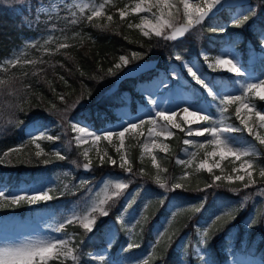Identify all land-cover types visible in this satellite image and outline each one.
Wrapping results in <instances>:
<instances>
[{"label":"rangeland","instance_id":"rangeland-1","mask_svg":"<svg viewBox=\"0 0 264 264\" xmlns=\"http://www.w3.org/2000/svg\"><path fill=\"white\" fill-rule=\"evenodd\" d=\"M4 1L7 2L9 6L22 11L25 21L30 24L32 28V32L14 47L12 52L7 55L3 61L6 58L13 57L14 54L30 42L39 41L40 43H43L49 35L54 38V42L51 45H48V47L53 50L56 47V44L61 42L62 38L67 36L69 32L74 34L76 30L80 29L79 26L68 23V20H70L71 17L66 10H61L58 15H41L39 19H36V9L38 6H50L54 2L61 3V0H3V2ZM71 2L72 0H63V3ZM85 2L99 3L100 0H85ZM133 2L134 0H125L121 6H117L119 8L116 7V3L114 7L109 5L106 8V13L112 15L115 10L118 11V9L123 8L125 5H130ZM243 2L244 1H242V3ZM258 7L259 3L258 0H256L250 2V5L247 7H239L238 10L232 8L228 9V22L215 19L207 20L209 25L222 26L226 29L230 26L229 24L230 22L232 23L234 17L239 16L241 13L248 12L251 8L255 15H252L242 26H246L247 30L251 31L253 36L255 35V43L250 39L245 38V35L239 28H237L238 31L233 30L235 31L233 33L232 30H226L222 33L224 41L220 43L216 52L210 54L205 48L200 47V41L205 37L201 33L203 29L202 25L197 26V28L187 34L189 35V39L192 37V43H195V45L187 48L188 54L180 56L183 57L184 61L198 63V66L204 71L207 79L215 77V83L217 85H228L227 88H220L222 92L226 91L238 94L241 82L264 79V48H262L260 44V33L261 31H264V8L258 9ZM148 15V13L137 15L135 23H139L140 16ZM61 29H64V31L62 32ZM209 36L213 39L216 38L212 33ZM26 51L28 55L24 58L38 59L44 56L43 49L38 50L28 48ZM132 52L134 51H131L128 54H122L128 56L131 62L127 66L118 69L119 72L114 74L113 80L110 83V88L108 89L109 92H111L117 85V74L121 73L127 67L141 62L139 59H131ZM202 52H207L210 57L225 52L229 55L235 56L237 61L241 64L245 75L242 77H235L233 74L227 73L223 70L212 72L207 69L201 56ZM176 55L177 53L171 58L160 60L158 63L159 65L156 68L157 72L151 78L147 80L138 78L128 80L132 85V90H138L141 92L142 97L133 96L128 91L129 89H123L120 91V95L118 96L120 103L113 107L115 116L112 120L107 122L105 128L94 129L80 116L70 114L69 110H64L60 115L62 120L59 121H56L53 118L32 119L24 128L26 134L25 139L20 144L8 147L0 152V154H2L13 147H19L21 144H25L26 147L21 155L29 156L32 153L35 154L37 151L36 147L27 143L29 140V134L36 132L41 128H46L49 135L58 136L60 139L57 141H38V143L41 144L44 152H50V154H52L59 151L60 154L65 157L63 161H54V165L51 166L46 165L31 171L27 169L25 178L15 187L0 185V189L10 196L26 193L35 194L39 191H48L51 189L49 194L54 197L47 202H40L34 205L25 204L28 210L24 215L15 211L13 208H10L13 210L7 211H3L0 208V247L17 246L29 241L50 240L53 238L60 239L69 236L74 240L73 235L75 234V230L73 228L70 229L68 224H66L67 217L71 215L73 210L82 213L87 198L94 196L99 192L106 181H115L118 179L128 182L129 187L125 190V197H121L118 202H115V207L112 206L113 202L109 203L108 207H110V210L114 208V211L113 216L110 215V218L106 223V232L109 230L115 232V239L111 246H113V244L117 245L115 249L112 250L111 247H108L106 241L105 245L89 251V264H99L98 257L101 254L104 255L105 264H138V262L147 258L152 252L157 232H165V236L161 244L155 246L156 256L149 261V264H165L164 259L161 260L157 257L166 253L168 249H170V251L172 250L168 258L169 264H205V261L209 262V264H264V251L260 248L259 244L263 234L262 232L252 230V227L246 226L250 218L258 220L261 217V212L264 208V195L259 194L260 190L264 189V180L259 176L258 170L254 172L253 178L256 181L254 186L247 189H244L243 186H241V188L237 189L238 191H233V194L230 196L214 194L208 198L205 193L198 192L203 191V188L193 190L195 192L185 193L184 191H189L186 187L174 191H166L165 189L160 188L152 178L150 180L153 184L144 181L139 182L136 179V176L143 177L140 174L141 170L145 172L148 171L145 170V167H140L138 170L134 169L132 163L131 173H127L121 169L119 167L120 154L115 151L114 147L115 145H118L119 142L115 139L113 140L112 145H109L107 141H101L97 146L93 147L91 142H89L78 148L75 144V133H73L71 129V123H77L97 134H103L108 130L119 129L122 123H126L129 120H137L138 118L147 119L152 117L154 116L156 109L162 111L175 109L179 111L177 105L180 103L181 97H187L191 94V86L186 83V81H190L191 78L187 76L186 69L183 68L181 61L175 59ZM142 58L144 59L143 55ZM117 62L118 60L115 63ZM7 72H10V70ZM221 77H224L225 79L222 81ZM192 84L194 85V82H192ZM153 101L155 104L152 103ZM254 102L257 104L258 108L264 110V103L260 105L258 99ZM209 111L215 115V106L213 105ZM234 111L235 106H232L228 113V123L239 126V121L236 120ZM201 127H204V125H193V128ZM147 128L148 125H145L143 129L145 136L135 139L131 136L126 138L124 151L127 152L130 161L134 145L138 146V153L136 156L138 160L141 161V145L147 135ZM172 131L173 133H176L179 130L172 129ZM261 131L264 132V130ZM182 133L184 134L181 140L182 146L177 152H171L172 146L168 140L163 141L168 145L167 153L154 150L158 162L163 168L167 169V171L161 173V175L168 180L169 187L175 182L182 183L183 185L187 184L192 177V174L198 173L194 171L196 164H198L201 159H204L206 151H210V148L201 150L193 167L189 168L183 165L184 171L182 173L169 177L167 175L169 174V171L166 159L170 154L171 156L169 159L173 163H176L177 159L183 161L188 160L189 153L196 151L191 145L184 144L185 139L193 141L194 143H206L207 139H209L207 136L189 137L186 136L184 132ZM230 139H232L233 143L238 147L245 146L248 142L254 144L257 143L252 137L248 136L246 132L230 135ZM47 144L48 147L46 148ZM85 148L92 149L89 153L90 158L92 159V168L90 171L83 169L85 161L80 153ZM257 148L263 152L262 146L257 144ZM97 149H99L100 154L107 151L108 154L117 161V164L112 166L107 162V158H105V163L103 165L107 164L106 168L102 172H96L95 168L102 167L100 166ZM15 158L16 154H13L8 158L10 163L6 160L5 163H0V168L10 166L14 161L16 163ZM212 159L213 158H209V161L211 162ZM214 159L218 161L219 157ZM145 160H148V163L151 165V160L148 155L144 156L143 162H146ZM73 161H75V163H73ZM259 163L264 164V157L259 159ZM234 166L238 167L239 161L233 164L230 158H226L221 162V168L224 170L223 173L221 172V169L214 168L211 173L212 180L216 175L235 176L236 173L232 172ZM151 169L152 171L150 174L152 177L155 175L156 169H154L152 165ZM185 174L187 175V179L180 180V177ZM239 174L244 173L241 172ZM224 182L226 181L222 180L218 183L221 184ZM246 182L247 179L245 180V183ZM65 185H68V187L65 188ZM133 194H136V202L131 208L127 209L125 217L126 220L133 225V231L135 233L134 236L130 237L129 233L116 222V216L121 212V209L126 206L128 202L126 197ZM245 195H249L251 199L241 210L239 208V202ZM161 200L163 203H161ZM146 205L147 208L145 210ZM204 206L207 207L204 208ZM225 206H230L235 209L233 211L234 218L232 216H223L220 220H216L212 223L214 217L217 214L222 213ZM193 207H200L201 210L193 212L190 210ZM142 214L147 216L148 219L146 221L141 219ZM186 217L188 220L190 219L192 223L183 224L184 226L182 227L184 228L179 233H176L179 225L178 222ZM237 217L239 218L237 219L239 222H232L235 221ZM102 218L104 217L97 216V222L94 228L99 224ZM137 221H139V223H137ZM225 221L227 225L224 227L223 225ZM146 222L149 223L148 233L144 231V229L146 230ZM60 223L66 224L65 232H53L52 228L58 226ZM76 225L79 226L78 223ZM197 225L200 226L199 229H197ZM205 226H208L209 231V239L206 246L198 244L197 235V232L202 231ZM169 237H171L170 246L168 243ZM214 237L216 238L212 243L211 241ZM130 242L138 244L139 247H134L130 251H124ZM214 243L218 244L225 253V257L221 262H218L213 256L212 246ZM197 247L201 250L200 255L196 254ZM105 249H107V251H105ZM161 250H163V253H160Z\"/></svg>","mask_w":264,"mask_h":264},{"label":"snow or ice","instance_id":"snow-or-ice-1","mask_svg":"<svg viewBox=\"0 0 264 264\" xmlns=\"http://www.w3.org/2000/svg\"><path fill=\"white\" fill-rule=\"evenodd\" d=\"M115 6L114 0H100L99 3L85 2V0H72L71 3H52L50 6L40 5L37 7L36 19H39L41 15L54 16L58 15L61 10H66L71 19L68 23L71 25H77L82 20H86L88 23L92 21L105 19L107 23H96L94 27L106 30L113 23V15L106 13L107 6ZM224 5V0H134L130 5H125L123 8L118 9L120 21L123 22L130 15H139L141 13H148V16H140L139 23L128 22L127 27L129 29H137L140 34L148 39L153 36L162 38L167 41H176L186 34L190 33L197 26L205 23L206 19L210 20L215 16L216 12L220 10ZM211 14V15H210ZM252 15H255L250 8L248 12L241 13L239 16L234 17L231 26L240 27L245 24ZM211 31L224 32L226 29L222 26L209 25ZM63 32L64 29H61ZM81 38L77 33L73 37L64 36L62 41L56 44L55 51H52L48 45L54 42L53 36L49 35L43 43L34 41L26 44L24 48L20 49L11 58H6L0 63V72L7 73L9 68H24L26 66H36L43 64V59H28L24 58L28 55L26 49H43L45 55H55L62 50L74 47L69 43V39ZM260 44L264 48V31L260 33ZM201 56L205 62L207 69L212 72L219 70L226 71L233 74L235 77H242L245 73L242 70V66L237 61L235 56L228 53H221L214 57H210L207 52H202ZM142 55L137 52L131 53V59H141ZM175 59L181 61L183 68L186 69L187 76L191 78L190 81H186L191 86V94L187 97H181L180 103L177 105L179 111L175 109L170 110H155V114L147 119L138 118L137 120H129L126 123H122L119 129H113L105 131L103 134H97L84 126H80L77 123H71V129L75 133L74 140L76 146L79 148L84 144L91 142L93 147L97 146L101 141H107L109 145L113 144V140L118 141V145H115V151L120 154L119 167L127 173L132 172L131 161L128 158V154L125 149V140L127 137L138 138L145 136L143 131L144 126L148 125L147 135L144 142L141 145V162L145 155H148L151 160V165L156 169V173L151 178L162 189L166 191H174L176 189L184 188V185L179 182H175L169 187L168 180L162 177L161 173L166 172L167 169L163 168L158 162L157 156L154 154V150H158L162 153L168 152V145L163 141L171 138L174 133L172 129H178L184 132L189 137H204L207 136L206 143H194L193 141L184 140L185 145H191L196 151L189 153V159L186 161L176 160L177 164H183L186 167H193L196 162L197 156L201 150L210 148V151L205 152L204 159H201L194 171L206 170L208 173H212L214 168H221V162L226 158H230L231 162L239 161L238 167H233V175H216L211 184L208 187L216 186L220 187V181L225 180L228 184H233L236 181L241 182L244 189L252 187L256 184L253 178L254 172L258 170L259 176L264 178V164L259 163V159L264 157V152H261L257 148V144L264 147V110L258 108L254 102L258 99L264 102V79L249 80L241 82L238 94L222 92L221 87L227 88L228 85H217L215 83V77L207 79L204 71L198 66V63H192L190 61H184L183 57L177 54ZM130 59L126 55H121L118 58V62L113 66L114 69H120L130 63ZM110 68L108 75H113L114 70ZM102 70V69H101ZM43 71V69H40ZM83 75V73H81ZM24 76L28 75V72H23ZM31 75H39L38 71H32ZM15 77L13 76V79ZM63 80V77H60ZM224 77H221L223 81ZM10 79H0V87L8 86L11 84ZM194 82V85L192 84ZM67 84V81H65ZM199 86V87H196ZM51 87V82H49ZM52 91L55 93V89ZM61 103L65 102L63 94L59 95ZM79 103V101H77ZM155 104V102H152ZM216 108V114L213 115L209 109L212 106ZM235 106L234 115L236 120L239 121V126L228 123L229 109ZM52 111H58L55 103L50 104ZM179 118V119H178ZM11 123V121H10ZM23 123V121H20ZM204 125L201 128H193V125ZM186 126V127H185ZM247 133L257 143L248 142L245 146L238 147L230 139V135L236 133ZM228 134V135H226ZM60 137L52 136L47 133L46 128L30 133L28 144L34 145L37 149L35 156L39 158L41 155H46L41 144L38 141H57ZM25 144H21L19 147H13L2 154H0V163H5L8 158L13 154H16L17 159H22V153ZM91 148H85L80 155L83 157L85 163L83 169L90 171L92 168V159L90 158ZM57 159L63 160L65 157L60 154L59 151L52 153ZM97 155L99 157L100 166L107 162L115 166L117 161L113 159L107 151L100 154L97 149ZM219 157V160L214 158ZM209 158H213L211 162ZM30 159V158H29ZM10 163V160H8ZM47 162V161H45ZM75 163V161H73ZM127 166V167H126ZM244 174H239V173ZM141 175H147L141 170ZM187 179V175H182L180 180ZM247 182L245 183V180ZM65 188L68 185L64 186ZM129 187V183L126 181L115 180L106 181L103 184L102 189L94 196H91L85 201V208L83 212L73 210L71 215L67 217L66 224H79V226L86 232L91 233L94 230V226L97 222V216L107 217L110 214V202L112 206L115 202H118L121 197H125V190ZM232 191H238L230 189ZM51 189L48 191H39L35 194H16L8 195L2 189H0V208L6 207H19L22 204L34 205L40 202H47L54 197L50 195ZM261 195H264V189L260 190ZM127 204L121 209V212L116 216V222L119 223L132 237L135 235L133 231V225L126 220L127 209L131 208L136 202V194L126 197ZM251 199L249 195H245L239 202V208L242 210L247 202ZM161 203L163 201L161 200ZM147 205L145 206V210ZM193 212L200 211V207H193L190 209ZM235 209L230 206H225L222 213L217 214L214 217L212 223L216 220H220L223 216H233ZM141 219L146 221L147 216L141 215ZM139 223V221H137ZM257 223L255 218H250L247 222V227H252ZM65 223H60L58 226L52 228L55 233L65 232ZM200 228L199 225L196 226ZM166 231V230H165ZM198 244L207 245L209 239L208 226L202 231L197 232ZM165 232H157L156 239L154 240V246L152 252L147 258L143 259L138 264H149V261L156 256L155 246L160 245ZM108 247H111L115 239V232L109 230L105 234ZM83 243V241H81ZM169 246L171 244V237L168 238ZM134 247H139L138 244L129 243L124 251H130ZM107 251V249H105ZM79 246L74 244L72 237L67 238H53L50 240H37L29 241L17 246H4L0 247V264H80ZM196 254L200 255L201 250L199 247L196 249ZM99 264H105L104 255H99ZM205 264L209 262L205 261Z\"/></svg>","mask_w":264,"mask_h":264},{"label":"trees","instance_id":"trees-1","mask_svg":"<svg viewBox=\"0 0 264 264\" xmlns=\"http://www.w3.org/2000/svg\"><path fill=\"white\" fill-rule=\"evenodd\" d=\"M124 2L125 0H114L116 7L121 6ZM258 3L259 8H264V0H258ZM118 14L116 10L112 13L113 23L106 30H101L93 26L96 23H107L105 19H100L99 21L94 19L91 24L86 20H82L81 23L77 24L80 29L76 30L74 34L71 32L67 34L71 38L79 33L82 39H69L68 42L73 44L74 47L62 50L55 55L49 56L44 54L43 57L38 58L45 61L43 64H38L34 67L10 68L8 69L10 72L7 73L0 72V79H10L12 81L8 86L0 87V152L8 147L20 144L25 139L24 128L32 119L53 118L59 121L62 120L60 115L64 110H69L70 114H75L85 119L94 129L105 126L106 120H111L114 116L111 106L120 102L118 98L120 91L123 89H132V85L126 77L120 82L115 91H108L114 74L119 72L113 66L120 55L134 51L142 54L144 58L166 60L176 53L179 55L188 54L187 48L195 45V43H192V37L189 39V35L187 34L176 41H167L155 36L151 39L145 38L140 34L139 30L129 29L127 27L128 22H136L137 15L127 17L125 21L121 22ZM228 18V12L224 10L216 20L222 19L226 21ZM202 28L201 33L203 35L206 32L215 33V31L209 29L207 19L202 24ZM31 32L32 28L25 21L22 11L0 0V63ZM244 33L248 35L246 31ZM200 45L207 48L210 52L215 51L217 46L215 43L207 44L206 37L201 39ZM52 51H55V48ZM110 68L114 70L113 75L107 74ZM40 69H43V71H40ZM25 71L28 72L27 76L23 75ZM32 71H38L39 75H31ZM154 74L155 70H151L140 77L150 78ZM13 76L15 77L14 79ZM60 77L64 79L61 80ZM65 81H67V84ZM49 82H51V87H49ZM53 88L55 89V93L52 91ZM132 93L138 95L135 91ZM61 94L65 97L64 103H61L59 100V95ZM51 103L56 104L58 111H52L50 109ZM262 103L259 101L260 105ZM20 121H23V123H20ZM183 136L184 134L181 131H177L168 139V142L172 146V153L177 152L182 146L181 140ZM47 147L48 144L46 145ZM262 150L264 152V147H262ZM137 153L138 146L134 145L131 154L133 168L138 170L140 167H145V170L148 172L144 171L147 175H142L143 177L136 176V179L139 182L144 181L153 184L150 180L151 165L148 163V160H145L146 162L139 161L136 156ZM170 156L166 159L169 171L167 175L169 177L176 176L184 171L183 164L173 163L169 159ZM15 159L16 163L14 161L12 165L0 168V185L15 187L25 178L27 169L31 171L46 165H54V161H63L57 159L50 152L46 155H41L39 158L32 153L29 156H22V159ZM106 166L107 164L101 168H95V171L98 173L102 172ZM212 181V174L207 171L193 173L188 183L184 184V187L189 191H182L191 193L195 192L193 190L203 188V191L198 192L205 193L210 198L214 194L230 196L233 194V191L230 189L237 190L242 186L241 182L236 181L233 184H228L227 182L221 183L220 187H208ZM206 207L204 206V208ZM10 208L7 207L1 210L6 211ZM13 209L21 212L23 215L28 210L25 204L19 207H13ZM113 211L114 208L110 210V214L107 217L100 220L99 224L91 233H86L76 224L68 225L70 229L73 228L75 230V234L73 235L74 243L79 246L78 254L81 264L90 263L89 251L106 244V223L110 215L113 216ZM186 219L187 217L178 222L179 225L176 233H179L184 228L182 227L184 226L183 224L192 223L190 219ZM237 219L239 218L237 217L235 221H231L239 222ZM258 220L252 226V230L262 232L263 237L259 244L260 248L264 251V208ZM226 225L227 223L225 221L223 226L225 227ZM145 228L146 230L144 229V231L148 233L149 223L145 224ZM215 238L212 239V243L215 241ZM116 245L113 244L111 246L112 250L115 249ZM171 251L168 249L166 253H163V250H161L160 253L163 254L157 258L164 259L165 264H169L168 258ZM212 253L218 262H221L225 257L224 251L216 243L212 246ZM68 264H71V262H68Z\"/></svg>","mask_w":264,"mask_h":264},{"label":"water","instance_id":"water-1","mask_svg":"<svg viewBox=\"0 0 264 264\" xmlns=\"http://www.w3.org/2000/svg\"><path fill=\"white\" fill-rule=\"evenodd\" d=\"M242 1H244L243 3L245 4L249 2V0H224V5L223 7L220 8V10H222L224 7L240 5ZM214 12L217 13L215 9ZM155 65H156L155 59L142 60L141 62H138L130 67H127L121 73L117 74L116 83H119V81H121L125 77L136 76L148 69L153 68Z\"/></svg>","mask_w":264,"mask_h":264}]
</instances>
